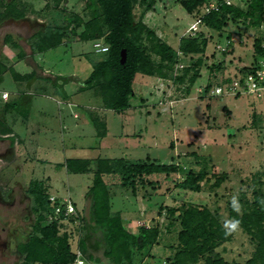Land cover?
Wrapping results in <instances>:
<instances>
[{"label":"rangeland","instance_id":"rangeland-1","mask_svg":"<svg viewBox=\"0 0 264 264\" xmlns=\"http://www.w3.org/2000/svg\"><path fill=\"white\" fill-rule=\"evenodd\" d=\"M21 1L27 4L26 17L8 20L0 26V64L8 59L4 55L7 52L13 62L5 64L13 63L16 71L21 74L33 72L34 77L18 82L9 71L0 75V90L10 94L7 101H0V264H24L17 243L25 238L34 223L31 198L26 192L31 179L43 180L51 194L63 196L69 190L82 219L87 199L85 195L97 159L124 157L136 160L146 156L165 164L178 163L184 171L205 170L206 178L201 181V191L195 193L176 187L175 182L182 179V173L144 175L136 183L137 193L132 195L119 185V175H102L113 192L111 210L121 215L127 229L134 224L136 227L146 224L160 229L161 234L149 255L136 261V264H169L179 221L170 232L166 230L170 217L165 207L178 205L182 201L204 205L220 213L221 223L231 233V239L222 243L217 250L227 261L244 262L250 258L255 244L249 235L236 225L234 228L227 226L235 224L229 212L234 207L233 201L236 205L234 209L241 211L244 201L251 198L254 176L264 169V103L247 96L211 95L203 89L207 82L212 83L222 72V75L229 76V73L252 64L255 60L253 40L256 36L260 37L262 31L246 30L241 23L235 25L231 22H228L221 37L201 24H197L193 31L190 28L199 12L196 15L188 14L178 0H155L152 9L144 14L143 21L173 48H177L182 37L197 36L199 32L210 37L202 54L185 57L179 54V62L171 68L172 73L180 74L183 67L202 55L199 76L187 93L186 81L178 83L170 78L161 79L138 72L132 84L137 97L131 101L130 108L121 112L105 109L102 99L93 90L86 91L91 96L86 111L106 125L104 143L111 148L100 152L97 147L104 138L96 136V129L86 111L85 114L77 111L86 119V123H90L83 134L77 135L64 126L62 129V125L56 121L41 128V125L34 124L32 116L37 118L43 111L47 115L39 116L41 119H49L52 115L58 119L61 112L60 117L63 114L65 123L72 121L76 107H69L60 92L72 93L79 89L73 98L74 102L81 99L82 86L79 81L89 75L93 61L101 57L94 47V43L101 40H80L78 33L70 35L64 39L65 44L31 58L38 65L36 70L32 69L36 67L29 58L14 60L16 49L11 50L4 41L6 35L13 34L23 51L32 54L28 44L29 35L46 24L70 22L73 27L76 17H83L84 2ZM230 1L243 5L247 0ZM140 12V5H135L134 20H138ZM228 32L231 34L230 45H227ZM222 52L228 53L223 55ZM217 64L223 65L220 71L215 69ZM45 72L56 76L55 82L48 81ZM34 81L37 83L26 87L25 93L21 91L18 94L20 88ZM140 97L144 100L140 101ZM13 99L17 101L14 109L6 111L5 103ZM118 135L123 139L119 140ZM79 154L90 158L80 163L77 159ZM73 166L78 169L83 166L87 170L74 172ZM218 176L222 177V181L215 187ZM137 195L141 199L136 201L134 196ZM51 219L48 218L49 225ZM81 219L78 224L71 219L58 221L60 231L71 234L69 245L73 252L82 235L90 264H113L103 256L105 246L98 230L88 222V225H83Z\"/></svg>","mask_w":264,"mask_h":264},{"label":"trees","instance_id":"trees-1","mask_svg":"<svg viewBox=\"0 0 264 264\" xmlns=\"http://www.w3.org/2000/svg\"><path fill=\"white\" fill-rule=\"evenodd\" d=\"M84 2L83 19L76 17L73 27L68 23L59 25L46 24L34 31L29 37L28 44L31 51L38 53L60 45L70 35L78 33V39L99 41L107 44L105 51L100 52L101 57L93 61L92 70L82 81V91L93 90L104 103V108L121 112L131 107V101L137 96L133 91V80L136 73L155 76L161 79L170 78L173 82H187L189 93L191 87L199 76V67L203 59L199 55L197 60L181 69L180 74L171 71L173 65L179 62V56L202 54L209 43L210 37L202 35L187 36L179 39L177 48L158 37L156 30L143 21L144 14L152 9L155 0H81ZM210 0H178V3L188 14H197L203 5ZM140 5L141 12L138 20H134L135 5ZM27 4L21 0H0V26L11 19L26 17ZM80 16V15H79ZM231 22L241 23L246 30L258 31L264 22V0H247L246 3L219 2L216 9L203 14L199 24L223 36L225 28ZM81 27L79 32L77 29ZM231 34L228 32V44H231ZM8 38H11L10 40ZM5 45L16 49L14 60L23 59L25 52L19 47L17 39L12 35L5 36ZM253 51L255 59L264 54L260 37H254ZM232 47L229 48L231 50ZM125 50L124 63L119 61L120 51ZM224 51V50H223ZM228 52H222L226 55ZM180 54V55H179ZM3 59V58H2ZM5 60V58L3 59ZM8 59L0 65V75L9 71L15 81L27 80L34 77V73H19L14 69L13 63ZM11 62V61H10ZM223 65H215L220 71ZM245 70V67L241 68ZM223 71V70H222ZM213 79L212 83L204 85L206 93L215 84L228 82L231 78L222 75ZM140 101L144 98L140 97ZM16 100L5 103L6 111L14 109ZM209 104H207V107ZM90 123L96 129V136H106V125L99 121L95 115L86 111ZM6 127V126H5ZM4 127V128H5ZM68 162V161H67ZM78 162L83 161L78 159ZM70 163V160L69 162ZM72 171H85L73 166ZM76 168V169H75ZM87 168V167H86ZM182 173V179L175 182L176 187L198 193L202 189L201 181L206 178L205 170L196 172L193 169L183 170L178 163L165 164L157 159L146 156L136 160L115 157L100 158L96 160L91 184L85 197H90V216L94 228L101 231L102 243L105 246L103 256L113 264H136V261L149 255L161 232L157 226L140 224L136 232L126 228L121 215L111 210L113 192L110 184L104 182L103 174H117L120 177L121 188L129 190L132 195L137 192V181L144 175ZM222 177L218 176L214 186L221 184ZM27 193L31 198V212L34 223L22 241L17 243V249L23 255L24 264H71L75 254L69 245L71 234L60 231L57 219L48 224V216L52 213L49 202V186L43 180L31 179L28 182ZM250 199L244 201L241 211L230 208V217L235 225L244 230L250 237L255 249L250 258L244 262H229L217 250L222 243L231 239V233L221 223V215L215 210L191 202L182 201L178 205L165 207L170 220L167 229L175 227L179 221L176 233L174 250L169 257V264H264V169L254 176ZM163 209V208H162ZM160 210L158 211V213ZM83 225H88L85 216H82ZM82 225V226H83ZM77 247H80L86 258H90L86 250V241L79 236Z\"/></svg>","mask_w":264,"mask_h":264},{"label":"built area","instance_id":"built-area-1","mask_svg":"<svg viewBox=\"0 0 264 264\" xmlns=\"http://www.w3.org/2000/svg\"><path fill=\"white\" fill-rule=\"evenodd\" d=\"M219 2L231 3L230 0H210L202 6L190 30L195 31L203 14L216 9ZM259 29L262 31V35L260 36L261 46L264 47V22L260 24ZM94 47H96L97 52H103L107 48V44L104 45L101 42H96L94 43ZM222 50H225V48ZM244 67L245 70H235L230 75L231 78L228 82L213 85L208 94L216 96H247L264 103V54L259 56L258 59L256 58L249 66ZM9 97L10 94L8 92L0 90V101H7ZM49 202L52 207V213L49 215L52 218L51 220L65 221L71 219L77 224L80 222V213L69 197L58 198L56 195L50 194ZM74 247L75 259L71 264H90L80 247Z\"/></svg>","mask_w":264,"mask_h":264},{"label":"crops","instance_id":"crops-1","mask_svg":"<svg viewBox=\"0 0 264 264\" xmlns=\"http://www.w3.org/2000/svg\"><path fill=\"white\" fill-rule=\"evenodd\" d=\"M13 35V34H12ZM32 35V33L29 35V37ZM65 42L66 41H63V43L62 44H65ZM19 43V42H18ZM62 44H60V45H62ZM19 45H20V43H19ZM19 47H22L21 45L19 46ZM5 48H8L7 46H5ZM53 48V47H52ZM49 49H51V48H49ZM49 49H47V50H49ZM44 51H46V50H44ZM35 54H38V52H36V51H33L32 52V54H26L25 53V57L23 58V59H28L29 58V60H30V63H32V64H35V67L36 68H34V66H33V68L32 69H34V70H36L37 68H38V65H36V63H34V61H32L31 60V58L35 55ZM4 55L8 58V60L9 61H11V62H13V58H12V56L10 55V54H8L7 52H4ZM32 64H31V66H32ZM41 72V71H40ZM46 73V76L45 77H47L46 79L49 81V79L51 80V81H54V79L56 78V76H54L53 74H50V73H48V72H45ZM142 75H145V74H142ZM145 76H147V75H145ZM37 78L38 77H40V75H39V73H38V70H37V76H36ZM71 77H74L73 75L71 76ZM67 78H68V76L67 77H65L64 79V81H66L67 80ZM136 78V77H135ZM134 78V79H135ZM46 80V81H47ZM82 81H83V79H81L80 81H79V84L82 86ZM55 82V81H54ZM37 82H31V83H29V84H27V85H24V87L21 89L20 88V91L18 92V94L19 93H21V91H22V93H25V91L27 90V88H29V87H32L34 84H36ZM31 84V85H30ZM38 86H41V85H38ZM37 86V87H38ZM59 86V85H58ZM62 85H60L59 87H61ZM27 87V88H26ZM36 87V88H37ZM36 91L37 90H39V89H35ZM39 91H43V90H39ZM79 92V89H77V90H75L74 92H66V91H61L60 93H62L63 94V96H64V98H65V101L67 102V105L70 107V106H72L71 108H75V112L72 114V121L69 123V121L67 120V123H65V118H64V120H63V114H62V117H60V114H61V112H60V114H59V117H58V119L56 118V117H54L53 115H52V117L50 116V118L49 119H45V120H43V119H41V117H39V116H45V115H47V113L46 112H43L42 111V113H39V115L37 116V118L35 117V116H32V117H34L33 118V121L35 122L34 124L35 125H38L39 127H40V125H41V128L42 127H44L45 125H50L52 122H54V121H56V122H58L59 124H61L62 125V129H63V126L64 127H66V128H68V129H70L71 130V132L72 133H74L75 135H77V134H83V132L84 131H86V129L88 128V126H89V124L88 123H86V119L84 120L81 116H80V114H79V112H82L83 114H85V111H86V109H85V107H87V105L89 104V101H90V95H89V93L88 92H86V91H81L80 90V97H81V99L79 100V101H77V100H75V102H74V98H73V96H75V93H78ZM20 95V94H19ZM77 111H79L78 113H77ZM63 113V112H62ZM71 113V112H70ZM55 122V123H56ZM26 124V123H25ZM24 124V125H25ZM65 124H67V125H65ZM41 130V129H40ZM119 136V135H118ZM107 137V136H106ZM106 137H104V140L103 141H100V143H99V146L97 147L98 148V150L101 152L102 150L104 151L105 149H107L109 146L108 145H106L105 143V140H106ZM120 139H123V136H119V140ZM105 142V143H104ZM78 148V147H77ZM109 148H111V147H109ZM118 149H120V148H118ZM97 150V151H98ZM131 152V151H130ZM88 158H90L89 156H84V155H81V154H79V156H77V159H79V160H81V161H84V160H88ZM67 195H63V196H58V195H56L58 198H62V197H69L70 199H71V201L73 202V204H75L74 203V201H73V199H72V197H71V195L69 194V190L67 191ZM137 193V192H136ZM51 194V193H50ZM55 195V194H54ZM141 199V197H139V195H137V196H134V199L137 201L138 199ZM87 200V199H86ZM129 231H131V232H136V230H137V227L135 226V224L134 225H130L129 226Z\"/></svg>","mask_w":264,"mask_h":264},{"label":"water","instance_id":"water-1","mask_svg":"<svg viewBox=\"0 0 264 264\" xmlns=\"http://www.w3.org/2000/svg\"><path fill=\"white\" fill-rule=\"evenodd\" d=\"M124 59H125V50L122 49L120 51L119 61L121 63H124L125 62ZM90 205H91V199H90V197H87V200H86V203H85V207H84V210H83V216H85L86 221L89 224H92L94 226V222H92V218L90 216ZM98 232H99L100 236L102 237L101 231L98 230Z\"/></svg>","mask_w":264,"mask_h":264},{"label":"clouds","instance_id":"clouds-1","mask_svg":"<svg viewBox=\"0 0 264 264\" xmlns=\"http://www.w3.org/2000/svg\"><path fill=\"white\" fill-rule=\"evenodd\" d=\"M233 206L235 207L236 205H235V201H233ZM228 228H234L235 227V224L233 223V224H231V225H228L227 226Z\"/></svg>","mask_w":264,"mask_h":264}]
</instances>
